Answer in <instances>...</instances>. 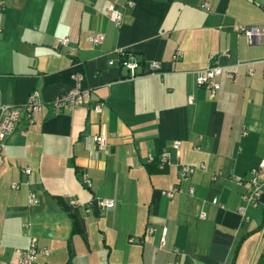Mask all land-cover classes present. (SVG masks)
Instances as JSON below:
<instances>
[{"label":"crops","instance_id":"obj_1","mask_svg":"<svg viewBox=\"0 0 264 264\" xmlns=\"http://www.w3.org/2000/svg\"><path fill=\"white\" fill-rule=\"evenodd\" d=\"M241 25L260 28L252 43ZM92 32L104 41L88 42ZM118 50L158 61L160 73L128 79ZM222 51L219 63L237 77L220 76L212 96L195 73ZM76 84L92 100L54 111L50 102ZM32 91L43 106L5 138L0 264L31 239L49 251L34 264H264V193L248 205L246 182L231 179L264 159V0H0V103H22ZM94 101L101 112L90 110ZM93 134L106 136V154L95 157ZM162 152L169 163L159 169ZM179 164L196 167L186 181ZM98 197L115 205L87 212Z\"/></svg>","mask_w":264,"mask_h":264},{"label":"built area","instance_id":"obj_2","mask_svg":"<svg viewBox=\"0 0 264 264\" xmlns=\"http://www.w3.org/2000/svg\"><path fill=\"white\" fill-rule=\"evenodd\" d=\"M131 6V3H128ZM109 20L115 25L121 24L122 14L114 6L110 5L107 8ZM239 31L244 35L248 43H252L256 36L260 34V28L255 25H241ZM86 40L93 45H99L104 41V34L102 32H92L86 35ZM67 38L59 40L61 45H66ZM119 59L118 63L128 71V79H135L141 76L157 75L160 73V63L158 61H146L144 63L134 59L133 56L123 50L117 51ZM220 56H227V51H222L218 54H210L208 57V65L202 70H198L195 73V82L198 86H205L210 90V94L213 96L217 89L220 87L218 78L224 75L227 79L234 81L237 74L233 71L225 70V67L218 61ZM180 57V51L176 50L173 54V59L177 60ZM110 64H113V60H109ZM144 66L143 71H138ZM251 74V69L247 71ZM191 97L189 96V100ZM87 100H92V94L89 90L81 88L78 84L69 90L56 96L50 105L56 112L70 111L78 106L83 105ZM43 106V102L40 99L39 94L36 91L30 92L26 100L19 104H4L0 103V166L3 163V149L5 146V138L16 128L21 120H24L27 124L33 122V115L38 112ZM102 102L94 101L90 108L91 111L99 113L102 110ZM89 141L95 146V157L99 154L107 153V138L103 134H93L89 137ZM173 147L178 148V142H174ZM147 160L150 162L153 160L152 155H148ZM169 163V154L162 152L158 158V167L163 169ZM201 169L203 166H199ZM196 167L188 164H179L178 175L179 180L186 181L190 175L195 171ZM21 172L23 174H29L31 172L29 167H23ZM232 181L238 185H243L246 182L245 192L242 194V199L246 204L251 206H257L262 193H264V159H261L258 164L248 170L245 178L241 176H232ZM80 182L90 188L92 183L89 175L86 171L79 172ZM12 188H16V184H12ZM180 191L178 186L173 187L167 192L169 197L174 192ZM188 194L193 193L192 187H188ZM29 201L36 203L37 198L33 192H29ZM96 202L97 212L104 214L107 210L111 209L115 202L111 198L98 197L94 200ZM74 205H78V202H72ZM212 203H217L216 199H212ZM93 208V202H89L85 205V210L91 212ZM240 213H244L243 208H239ZM206 216L204 211H199L198 218L204 219ZM156 231V227L148 225L145 229V236H151ZM167 232L166 227H161L159 244L164 245L165 235ZM129 242H133L134 238H129ZM17 257L10 262V264H34L38 255L46 256L49 251L45 247H39L34 239H31L28 246L25 248H16L14 251ZM220 264V263H218Z\"/></svg>","mask_w":264,"mask_h":264},{"label":"water","instance_id":"obj_3","mask_svg":"<svg viewBox=\"0 0 264 264\" xmlns=\"http://www.w3.org/2000/svg\"><path fill=\"white\" fill-rule=\"evenodd\" d=\"M93 211H94V213L97 214V207H96V202L95 201L93 202Z\"/></svg>","mask_w":264,"mask_h":264},{"label":"trees","instance_id":"obj_4","mask_svg":"<svg viewBox=\"0 0 264 264\" xmlns=\"http://www.w3.org/2000/svg\"><path fill=\"white\" fill-rule=\"evenodd\" d=\"M156 165V163H154Z\"/></svg>","mask_w":264,"mask_h":264}]
</instances>
